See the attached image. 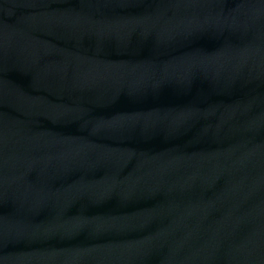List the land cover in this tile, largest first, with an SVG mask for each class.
Masks as SVG:
<instances>
[{"label":"water","instance_id":"1","mask_svg":"<svg viewBox=\"0 0 264 264\" xmlns=\"http://www.w3.org/2000/svg\"><path fill=\"white\" fill-rule=\"evenodd\" d=\"M0 264H264V0H0Z\"/></svg>","mask_w":264,"mask_h":264}]
</instances>
